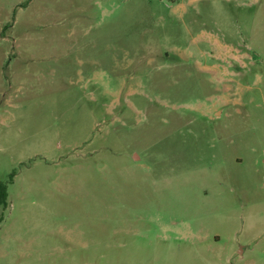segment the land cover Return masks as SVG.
Wrapping results in <instances>:
<instances>
[{
  "label": "rangeland",
  "instance_id": "rangeland-1",
  "mask_svg": "<svg viewBox=\"0 0 264 264\" xmlns=\"http://www.w3.org/2000/svg\"><path fill=\"white\" fill-rule=\"evenodd\" d=\"M0 264H264V0H0Z\"/></svg>",
  "mask_w": 264,
  "mask_h": 264
},
{
  "label": "trees",
  "instance_id": "trees-1",
  "mask_svg": "<svg viewBox=\"0 0 264 264\" xmlns=\"http://www.w3.org/2000/svg\"><path fill=\"white\" fill-rule=\"evenodd\" d=\"M8 198V185L7 183L0 182V206H6Z\"/></svg>",
  "mask_w": 264,
  "mask_h": 264
}]
</instances>
